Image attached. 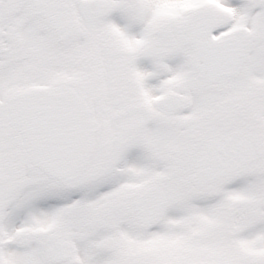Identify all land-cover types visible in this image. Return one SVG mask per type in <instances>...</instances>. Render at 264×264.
<instances>
[{
	"label": "snow or ice",
	"instance_id": "snow-or-ice-1",
	"mask_svg": "<svg viewBox=\"0 0 264 264\" xmlns=\"http://www.w3.org/2000/svg\"><path fill=\"white\" fill-rule=\"evenodd\" d=\"M0 264H264V0H0Z\"/></svg>",
	"mask_w": 264,
	"mask_h": 264
}]
</instances>
